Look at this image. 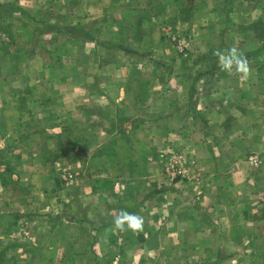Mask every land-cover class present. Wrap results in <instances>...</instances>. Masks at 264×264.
I'll return each instance as SVG.
<instances>
[{
	"label": "rangeland",
	"instance_id": "rangeland-1",
	"mask_svg": "<svg viewBox=\"0 0 264 264\" xmlns=\"http://www.w3.org/2000/svg\"><path fill=\"white\" fill-rule=\"evenodd\" d=\"M254 97L264 0H0V264H264Z\"/></svg>",
	"mask_w": 264,
	"mask_h": 264
},
{
	"label": "clouds",
	"instance_id": "clouds-1",
	"mask_svg": "<svg viewBox=\"0 0 264 264\" xmlns=\"http://www.w3.org/2000/svg\"><path fill=\"white\" fill-rule=\"evenodd\" d=\"M219 66L221 71L232 74H240L247 77L250 69L247 57L235 47L227 49L225 52H218ZM115 227L120 230H131L137 232L143 227V218L139 215L121 210L113 221Z\"/></svg>",
	"mask_w": 264,
	"mask_h": 264
},
{
	"label": "crops",
	"instance_id": "crops-1",
	"mask_svg": "<svg viewBox=\"0 0 264 264\" xmlns=\"http://www.w3.org/2000/svg\"><path fill=\"white\" fill-rule=\"evenodd\" d=\"M238 78H240V77H238ZM223 79V81H228V78H222ZM237 78H233V80H234V82H236L237 80H236ZM232 80V79H231ZM254 93H259L258 91H253ZM231 94H234V96H233V98H234V100L232 101V103H230L228 100H230L229 99V96H231ZM257 94H256V96L255 97H257ZM255 97L253 98L254 100H252V101H255ZM223 98H224V101H223V108L221 107V104L219 105V107H221V109H223V113L225 114V113H227L226 111H229V109H232V110H234V112H237V113H239V114H241V112L238 110V109H243L242 108V106H243V102L241 101V97L240 96H238L237 95V92L236 91H233L232 93H224L223 94ZM260 100V99H259ZM253 104H249V106L250 107H253L254 105H255V109H262V108H264V106L262 105V101H255V102H252ZM258 106H260V107H258ZM225 110V111H224ZM229 114H230V111H229ZM225 126V125H224ZM223 126V127H224ZM255 131H256V128H255ZM258 137V136H257ZM251 138H253V135L251 134ZM254 139V138H253ZM260 141L262 142V145H264V134H263V136L260 138ZM260 142L258 141V144H259ZM236 157V156H235ZM257 157V156H256ZM220 159H221V161H233V162H235V160H237L238 159V157H236V158H234V156L233 157H229V156H224V157H220ZM251 160V159H250ZM257 160H258V162H262V159H261V157L258 159V157H257ZM142 174L141 173H138V175H137V177H140ZM130 192H133V193H135V194H137V195H139L140 194V188L139 189H137L136 191H134V189H133V191L131 190ZM134 198H132V200H133ZM160 208V207H159ZM90 223H92V222H90ZM218 264H221L220 262L218 263Z\"/></svg>",
	"mask_w": 264,
	"mask_h": 264
},
{
	"label": "trees",
	"instance_id": "trees-1",
	"mask_svg": "<svg viewBox=\"0 0 264 264\" xmlns=\"http://www.w3.org/2000/svg\"><path fill=\"white\" fill-rule=\"evenodd\" d=\"M67 32V31H66ZM87 37V39H89V40H93L92 39V37H90V36H88V35H86ZM112 47H115V48H117V49H119V50H121V51H123V52H125V53H127V54H131V55H134V56H141V54L140 53H137V52H135V51H132V50H130V49H127V48H125V47H123L122 45H112ZM219 262H221V261H219ZM219 262H213V263H211V264H218Z\"/></svg>",
	"mask_w": 264,
	"mask_h": 264
}]
</instances>
